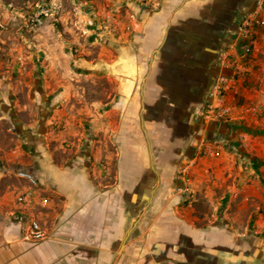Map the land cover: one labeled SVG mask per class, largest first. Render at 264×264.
<instances>
[{
  "label": "crops",
  "instance_id": "0c3cea01",
  "mask_svg": "<svg viewBox=\"0 0 264 264\" xmlns=\"http://www.w3.org/2000/svg\"><path fill=\"white\" fill-rule=\"evenodd\" d=\"M254 5L160 0L137 8L139 24L113 69V98L93 103L114 116L112 129L101 119L92 125L96 136L112 130L115 152L104 154L111 179L96 183L79 154L67 165L44 160L38 183L50 204L37 217L49 238L23 242L10 214L8 225L0 221V264H146L131 251L139 240L158 252L151 264H264V118L249 125L241 111L229 123L197 114L215 78L229 72L225 54L242 53L240 21ZM252 56L246 97L264 104V29ZM215 136L229 144L202 155L201 140ZM185 166L210 210L169 193ZM216 189L231 193L222 198Z\"/></svg>",
  "mask_w": 264,
  "mask_h": 264
},
{
  "label": "rangeland",
  "instance_id": "374dc122",
  "mask_svg": "<svg viewBox=\"0 0 264 264\" xmlns=\"http://www.w3.org/2000/svg\"><path fill=\"white\" fill-rule=\"evenodd\" d=\"M138 7L135 0H0V203L4 205L0 221L4 226L18 208L15 193L24 188L15 175L20 169L40 175L44 160L67 165L79 154L92 168L96 183L111 179L113 162L104 154L115 152L109 139L112 130L103 129L96 136L92 125L101 119L112 129L114 116L105 117L93 103L98 97L113 98V69L135 34L139 15L136 20L131 15ZM189 172L184 182L178 173L180 184L169 193L184 195L188 205L193 200L192 208L210 210L198 199L200 192L194 190ZM184 183L189 192L180 191ZM214 193L224 198L231 191ZM145 249L144 240H139L131 251L139 253L135 255L139 263L157 262L158 252Z\"/></svg>",
  "mask_w": 264,
  "mask_h": 264
},
{
  "label": "built area",
  "instance_id": "2783aa9c",
  "mask_svg": "<svg viewBox=\"0 0 264 264\" xmlns=\"http://www.w3.org/2000/svg\"><path fill=\"white\" fill-rule=\"evenodd\" d=\"M160 0H135L139 7L155 6ZM137 12L131 15L136 20ZM264 29V0H255L252 9L245 12L239 26V34L245 40L242 53L231 52L225 54L223 65L228 68V73L219 74L212 86L207 91L203 103L198 108L197 114L208 122H235L238 111L239 121L249 125H259L264 118V104L250 102L246 93L249 87V63H253V51L257 45V31ZM229 141L225 138L215 136L203 138L200 142L202 155H215L218 150L226 148ZM244 143H240L242 147ZM236 147V146H235ZM188 165V164H187ZM188 166L181 168V179L186 181ZM16 177L24 182V188L18 190L14 195V201L18 208L12 212L19 220L18 238L23 242L35 244L49 238L37 213L46 209L50 202L41 193L39 178L37 174L25 169L16 172ZM184 183L181 190L189 192Z\"/></svg>",
  "mask_w": 264,
  "mask_h": 264
},
{
  "label": "bare ground",
  "instance_id": "6f19581e",
  "mask_svg": "<svg viewBox=\"0 0 264 264\" xmlns=\"http://www.w3.org/2000/svg\"><path fill=\"white\" fill-rule=\"evenodd\" d=\"M194 246V245H193ZM195 247V246H194ZM197 247H198V245H197ZM198 253V252H197ZM238 258V257H237ZM244 258V257H243ZM251 262V261H250Z\"/></svg>",
  "mask_w": 264,
  "mask_h": 264
}]
</instances>
